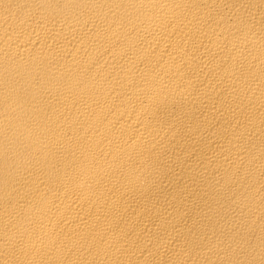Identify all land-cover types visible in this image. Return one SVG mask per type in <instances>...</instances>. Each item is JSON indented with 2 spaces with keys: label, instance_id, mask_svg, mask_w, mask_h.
<instances>
[{
  "label": "bare ground",
  "instance_id": "obj_1",
  "mask_svg": "<svg viewBox=\"0 0 264 264\" xmlns=\"http://www.w3.org/2000/svg\"><path fill=\"white\" fill-rule=\"evenodd\" d=\"M0 264H264V0H0Z\"/></svg>",
  "mask_w": 264,
  "mask_h": 264
}]
</instances>
